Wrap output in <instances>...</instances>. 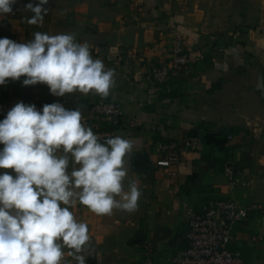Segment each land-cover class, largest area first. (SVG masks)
<instances>
[{
	"label": "crops",
	"instance_id": "obj_1",
	"mask_svg": "<svg viewBox=\"0 0 264 264\" xmlns=\"http://www.w3.org/2000/svg\"><path fill=\"white\" fill-rule=\"evenodd\" d=\"M38 2L17 0L12 14L0 15V38L26 43L42 32L87 41L93 59L117 74L106 98L124 110L115 135L135 141L125 185L138 183V210L111 216L77 210L95 249L86 264H138L147 256L168 264L187 245L189 208L224 198L258 205L237 223L229 247L264 264V0H49L43 24L29 25L24 18L33 14L24 5ZM176 35L190 62L153 87L151 68L169 57ZM24 79L0 85V121L19 102L41 112L53 103L84 111L101 99L79 92L54 96L46 84L25 86ZM189 134L199 135L198 148L170 167L156 164L160 141ZM5 171L16 175L11 169L0 174Z\"/></svg>",
	"mask_w": 264,
	"mask_h": 264
},
{
	"label": "clouds",
	"instance_id": "obj_2",
	"mask_svg": "<svg viewBox=\"0 0 264 264\" xmlns=\"http://www.w3.org/2000/svg\"><path fill=\"white\" fill-rule=\"evenodd\" d=\"M16 2L0 0V15L12 14ZM48 3L24 5L33 14L25 22L42 25ZM116 75L75 34L35 32L26 43L0 38V85L23 76V85L46 84L54 96L106 99ZM101 139L80 108L53 103L41 112L19 102L8 111L0 121V169L16 175L0 174V264H86L95 249L87 222L77 218L79 206L96 216L138 210V183L125 185L135 141Z\"/></svg>",
	"mask_w": 264,
	"mask_h": 264
},
{
	"label": "built area",
	"instance_id": "obj_3",
	"mask_svg": "<svg viewBox=\"0 0 264 264\" xmlns=\"http://www.w3.org/2000/svg\"><path fill=\"white\" fill-rule=\"evenodd\" d=\"M190 56L180 35L173 38L169 57L153 64L149 81L151 86L159 87L169 82L173 76L182 72L189 64ZM88 127L101 136V142L107 135H115L124 123V110L121 104L111 99L95 100L81 111ZM200 137L189 134L184 138L160 141L158 150L161 157L156 160L158 166L170 167L180 161L183 153L199 147ZM230 183L236 182L232 167H226ZM235 198L209 200L203 209L189 208L185 234L187 245L176 251L168 264H254L244 259L241 252L229 247L234 229L238 222L246 219L253 208ZM264 211V204L262 205ZM254 235L253 240L262 239ZM138 264H165L147 256Z\"/></svg>",
	"mask_w": 264,
	"mask_h": 264
}]
</instances>
